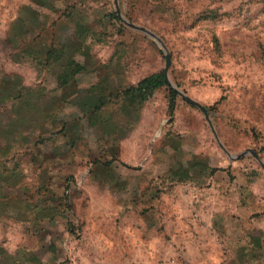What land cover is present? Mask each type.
Here are the masks:
<instances>
[{
    "label": "rangeland",
    "instance_id": "obj_1",
    "mask_svg": "<svg viewBox=\"0 0 264 264\" xmlns=\"http://www.w3.org/2000/svg\"><path fill=\"white\" fill-rule=\"evenodd\" d=\"M117 4L0 0V191L60 206L38 222L0 193V264H264V168L176 92L169 109L168 83L122 93L169 54L227 152L264 163V0Z\"/></svg>",
    "mask_w": 264,
    "mask_h": 264
},
{
    "label": "trees",
    "instance_id": "obj_2",
    "mask_svg": "<svg viewBox=\"0 0 264 264\" xmlns=\"http://www.w3.org/2000/svg\"><path fill=\"white\" fill-rule=\"evenodd\" d=\"M55 52H56L55 50L50 49L47 52V56H49V57L54 56ZM74 72L75 71L71 70L70 65H67L62 72V76H60L61 77L60 80L66 81ZM164 85H167L165 74L163 71H158V72H154V73H151V74L143 77L142 79H140L138 81V83L136 85L129 86L122 93L125 96L138 97V98H140L139 100L143 101L153 90H155L159 87H162ZM169 92H170L169 109L172 110L174 108V105H175L176 93L173 89H170ZM5 94H6V92H5ZM21 97L22 96H21L20 92H18L16 95L14 94V96L11 94H8L3 99L7 100L10 98L13 99V98H21ZM24 99H26V98H24ZM201 167L204 168L207 166L202 165ZM201 167H199V168H201ZM21 191H24V189L22 187L17 188V190L13 194H11V192L3 194L4 193L3 189L0 191V193L4 195V197H2V198H4L6 200V202H10V203L13 202V204H15L19 208V211L22 214H26L27 212H33V215H34L35 219L38 220V222H43L44 219L52 221L56 218V215L60 214V212H59L60 206L58 205V203L55 202L53 195L47 196L49 198H47L46 200L52 201L51 203L48 204V202L43 203L42 202L43 200H41V199L38 202H35L33 200H29L27 195H23L24 193H22ZM20 192H21V194H20ZM8 195H9V197L6 198ZM63 197H65V195ZM65 198H63V200ZM64 204H63V206L65 207Z\"/></svg>",
    "mask_w": 264,
    "mask_h": 264
},
{
    "label": "water",
    "instance_id": "obj_3",
    "mask_svg": "<svg viewBox=\"0 0 264 264\" xmlns=\"http://www.w3.org/2000/svg\"><path fill=\"white\" fill-rule=\"evenodd\" d=\"M114 5H115V9H116L117 14H118V16L120 17V11H119V8H118L117 0H114ZM124 22H125L128 26H130V27H132V28H135V29H137V30H141V31H143V32H145V33L151 35L153 38H156V36H155L154 34H152L151 32H149V30L145 29L144 27H140V26L134 25V24H132L131 22H129V21H127V20H124ZM157 41H158V39H157ZM169 64H170V56H169V54H166V55H165V67H164V69H163V72H164V74H165V78H166L167 83H168V84L171 86V88H172V89H173V90H174L179 96H181L185 101H187L188 103H190V104L196 106L197 108H199V110L203 113V115H204V117H205V119H206V121H207V123H208V125H209V127H210V129H211V131H212V133H213V135H214L215 140L217 141V143L219 144V146H220V147H221V148L227 153V155H228L230 158H240V157H242V156H244V155H246V154H250V155H252V156H253V157L259 162V164L264 168V163L262 162V160H261V158L259 157L258 153H257L255 150H253V149H248V150H246V151H243V152L238 153V154H235V155H232V154H230L229 152H227V150H226V149L224 148V146L221 144V142H220V140H219V138H218V136H217V133H216L214 127H213V124H212L210 118H209V114H208L207 108H206L205 106H203L201 103H199L198 101H196V100L190 98L189 96H187L186 93H185L184 91L179 90L178 87H177L174 83H172V82L170 81V79H169V77H168V73H167V71H168V67H169Z\"/></svg>",
    "mask_w": 264,
    "mask_h": 264
},
{
    "label": "crops",
    "instance_id": "obj_4",
    "mask_svg": "<svg viewBox=\"0 0 264 264\" xmlns=\"http://www.w3.org/2000/svg\"><path fill=\"white\" fill-rule=\"evenodd\" d=\"M214 171H215V170H213V171L211 170V172H214ZM211 179H212V182H211L212 190L216 191L215 189H219V187H220L219 181L216 179V177H215V178H214V177H211ZM186 188H187V189H191L192 187H190V188H189V187H186ZM51 189H52V188H48L49 191H51ZM193 189H194V188H193ZM49 193H50V192H49ZM50 194L52 195V193H50ZM191 194H192V193H191L190 191H188V192H184V197H183V198L186 200V202H188V200L191 199V198H190ZM208 194H209V193H208ZM208 194H206V195H208ZM210 194H211V193H210ZM210 194H209V195H210ZM195 195H196V192H195ZM201 195H202V194H201ZM202 196H203V195H202ZM42 197H44V199H42V200H43V201H42L43 203H44V202H48V204H49V203L52 202V201H50V200H46V199H47V196H42ZM196 197H197V196H196ZM208 198L214 199V198H216V197H215L214 194H213V195L208 196ZM45 200H46V201H45ZM212 202H213V201H212ZM208 203H209V202H208ZM44 220H45V219H44ZM44 220H43V221H44Z\"/></svg>",
    "mask_w": 264,
    "mask_h": 264
}]
</instances>
